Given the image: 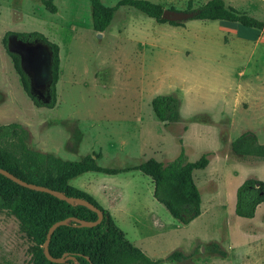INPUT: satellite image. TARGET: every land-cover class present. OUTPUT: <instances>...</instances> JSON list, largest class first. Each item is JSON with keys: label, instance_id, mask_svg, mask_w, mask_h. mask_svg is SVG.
Listing matches in <instances>:
<instances>
[{"label": "rangeland", "instance_id": "374dc122", "mask_svg": "<svg viewBox=\"0 0 264 264\" xmlns=\"http://www.w3.org/2000/svg\"><path fill=\"white\" fill-rule=\"evenodd\" d=\"M100 1L112 7L119 0ZM147 1L175 11H184L188 1L192 7L203 2ZM52 4L54 14L39 0H0V126L25 128L30 151L71 162L97 155L96 164L104 168L133 167L149 158L166 164L181 148L189 162L207 153V166L192 173L200 215L185 226L151 198L149 179L137 171L87 173L69 184L85 188L79 190H86L100 207L104 200L111 202L107 212L125 239L159 264H264V203L250 219L234 213L239 186L246 179L264 182V158L236 154L230 147L245 133L255 138L245 137L249 151L264 145V109L258 104L246 111L245 106L252 71L264 80V45L250 56L248 43L228 35L223 44L216 22L180 21L174 26L126 6L113 13L98 38L91 30L87 0ZM240 13L264 23V6ZM7 32H38L58 46L53 108L35 107L23 92L1 45ZM8 47L19 55L33 95L48 102L47 47L21 44L12 35ZM249 85L256 88L255 81ZM251 93L264 98V88ZM158 95L179 101L177 122L155 119L150 101ZM1 145L14 150L17 141ZM112 193L117 201L106 198ZM34 249L15 218L0 211V264H31ZM175 251L183 260H166Z\"/></svg>", "mask_w": 264, "mask_h": 264}, {"label": "trees", "instance_id": "16d2710c", "mask_svg": "<svg viewBox=\"0 0 264 264\" xmlns=\"http://www.w3.org/2000/svg\"><path fill=\"white\" fill-rule=\"evenodd\" d=\"M87 1L90 6L91 30L95 34L102 33L108 28L113 13L122 6L135 9L158 23L179 26V23L161 20L162 7L147 0H119L112 7L104 6L100 0ZM39 2L46 12L50 14L56 12L52 0H39ZM178 12L188 16L185 21H219L236 25L239 30L244 31H260L264 26L262 22L225 6L222 0H208L197 7H192L188 1L186 9ZM10 35L21 44L29 45L38 42L47 47L49 51L48 102L39 101L31 92L30 80L22 69L19 55L9 50ZM1 45L11 60L23 92L32 104L35 107L53 108L59 68L58 46L38 32H7L1 38ZM150 108L159 122L178 121L179 101L171 95L153 97ZM26 135V130L19 124L0 126V169L26 183L61 192L66 197L83 199L98 209L102 216L101 221L93 227H78L74 221L68 220L65 225L53 231L47 244L48 253L53 258L64 255L65 259L64 262L57 264L160 263L157 260H150L139 249L132 246L114 225L108 212L98 206L89 195L67 184L68 180L80 174L95 172L115 175L123 171L137 170L150 178L153 184V199L161 204L178 224L185 226L200 215V194L193 182L192 172L207 166V153L202 154L198 160L189 162L181 148L177 156L166 164L148 159L132 169L116 170L98 166L95 163L97 155H93L94 158L86 155L79 161L68 162L30 151L24 143ZM247 135L255 142L252 133H245L231 142V150L236 154H250L257 158H264V145H254L255 150L249 151V142L245 139ZM12 139L17 141L14 150H8L1 145L2 141ZM261 203H264V182L246 179L236 191L234 213L239 218L250 219ZM0 211H6L13 216L18 222L21 233L35 245L31 264H56L48 262L41 249L46 231L54 222L70 218L89 222L96 220V214L84 206L69 205L48 194L22 188L1 175ZM181 259H183L182 254L176 251L166 258L171 261Z\"/></svg>", "mask_w": 264, "mask_h": 264}, {"label": "crops", "instance_id": "0c3cea01", "mask_svg": "<svg viewBox=\"0 0 264 264\" xmlns=\"http://www.w3.org/2000/svg\"><path fill=\"white\" fill-rule=\"evenodd\" d=\"M202 4H204L205 2H207L208 0H202ZM225 4V6H228V7H231L233 8L234 10H236L237 12H241V11H244V10H247V9H253L255 10V8L258 10L259 8L263 7L264 6V0H222ZM200 4V5H202ZM254 7V8H253ZM242 9V10H241ZM243 14V13H241ZM245 15L247 16H250L252 17L251 15H249L248 13H245ZM253 18V17H252ZM256 19V18H254ZM257 20V19H256ZM259 21V20H258ZM205 22H216L217 23V27H216V30L218 32H220V40L222 41V43H226L227 42V39L230 38V36H232L237 42H239L240 44H243V43H248L250 45V51H249V55L252 56V54L254 53V51L261 45H264V32L262 30L263 33L259 32V31H244V30H239L238 27L236 25H229V24H224L222 22H219V21H205ZM261 22V21H260ZM263 23V22H262ZM264 24V23H263ZM230 35V36H228ZM229 37V38H228ZM247 64V63H246ZM245 64V66H247ZM22 66V65H21ZM236 69V68H234ZM237 74H238V70H237ZM250 76V75H249ZM259 74L256 72V71H252L251 73V79H249V82H248V85L246 86V98H245V106H246V111L247 110H250L252 109L254 106H257L258 104H261V107L263 110L264 109V98H260L257 94V97H258V100L254 98V96L251 95L249 96V92L250 91H254V90H258L259 88H264V80L260 77H258ZM251 81H255L256 83V88L251 89V86L249 85ZM256 109H258L256 107ZM137 112V111H136ZM134 114L136 113H132L131 116H134ZM138 114V113H137ZM154 116V115H153ZM178 116H179V108H178ZM180 118V116H179ZM178 118V120H179ZM100 119H104V117H101ZM132 119H134V117H132ZM264 125V124H263ZM21 126V125H20ZM22 127V126H21ZM25 129V128H24ZM27 132V131H26ZM264 133V132H263ZM253 134V133H252ZM254 135V134H253ZM71 152H73L71 150ZM83 158V157H82ZM81 158V159H82ZM59 160V158H57ZM149 159H152V158H149ZM154 159V158H153ZM148 160V159H147ZM156 160V159H154ZM79 161V160H78ZM157 162H159L158 160H156ZM68 162H71V161H68ZM95 163H96V159H95ZM142 163V162H141ZM139 165V164H138ZM136 165V166H138ZM136 166H133V167H136ZM133 167H128V168H123V169H116V170H125V169H132ZM104 168V167H103ZM109 169H113V168H109ZM130 171H137V170H130ZM196 171V170H195ZM123 172H128V171H123ZM139 172V171H137ZM87 173H95V172H86V173H83V174H87ZM122 173V172H120ZM140 173V172H139ZM193 173V172H192ZM97 174H101V173H97ZM119 174V173H117ZM141 175H143L142 173H140ZM82 175V174H80ZM78 175V176H80ZM103 175H106V174H103ZM116 175V174H115ZM78 176H75L73 178H71L70 180H68L67 184L70 186V182L72 179L78 177ZM145 176V175H143ZM147 177V176H145ZM151 183V186H152V190H153V184L150 180L149 177H147ZM255 180V179H254ZM194 182V180H193ZM195 184V183H194ZM72 187V186H70ZM74 188V187H72ZM79 188H82V189H85L83 188L82 186H79ZM79 188H75L77 190H79ZM87 195H89L92 199H94L90 194H88V192L86 190H79ZM86 191V192H84ZM104 193V192H103ZM108 199H113L114 201H117L118 199V196L117 194L115 193H112L111 196L107 195ZM151 198L153 199L152 197V193H151ZM154 200V199H153ZM155 201V200H154ZM156 202V201H155ZM158 203V202H157ZM111 205V202L107 204V201L104 200L103 201V204H101V207L106 210V211H110L112 208ZM164 208V207H163ZM165 209V208H164ZM167 212V211H166ZM168 213V212H167ZM109 214V213H108ZM110 215V214H109ZM170 216V215H169ZM111 219L113 218L112 216H110ZM171 217V216H170ZM172 218V217H171ZM174 220V219H173ZM114 225L116 226L115 222H114V218L112 219ZM117 227V226H116ZM118 228V227H117ZM119 229V228H118ZM120 230V229H119ZM121 231V230H120ZM132 245V244H131ZM133 246V245H132ZM136 248V247H135ZM138 249V248H137ZM183 256V255H182ZM183 260V259H182ZM155 261V260H153Z\"/></svg>", "mask_w": 264, "mask_h": 264}, {"label": "water", "instance_id": "95a60500", "mask_svg": "<svg viewBox=\"0 0 264 264\" xmlns=\"http://www.w3.org/2000/svg\"><path fill=\"white\" fill-rule=\"evenodd\" d=\"M187 15L182 13V12H178V11H171V10H162L160 19L163 21H167V22H180V21H185L187 19ZM263 32H264V26H263ZM97 37L100 38L102 36V33H96ZM163 124L166 123V121H162ZM0 175L5 177L6 179L10 180L11 182H13L14 184L31 190V191H35V192H40V193H45L48 194L52 197L58 198L60 200H63L64 202H66L69 205H73V204H78L81 206L86 207L87 209L93 211L96 214V220L93 222H89V221H83V220H78V219H74V218H70V219H64L61 221H56L54 222L46 231L45 234V239L41 245V249L43 252V256L44 258L51 263H62L65 261L64 259V255H62L60 258H53L49 255L48 253V249H47V244L48 241L50 239L51 234L53 233V231L59 227V226H63L67 223L68 220H72L74 221L78 227H93L95 225H97L100 221H101V213L98 209H96L94 206H92L90 203H88L87 201L83 200V199H79V198H72V197H66L64 194H62L61 192L58 191H54L51 189H48L46 187H42L39 185H34L31 183H26L24 181H21L20 179L14 177L12 174L8 173L7 171H4L2 169H0ZM257 187V185H255Z\"/></svg>", "mask_w": 264, "mask_h": 264}]
</instances>
